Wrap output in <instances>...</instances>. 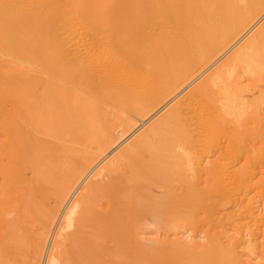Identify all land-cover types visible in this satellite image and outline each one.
<instances>
[{"label": "bare ground", "instance_id": "1", "mask_svg": "<svg viewBox=\"0 0 264 264\" xmlns=\"http://www.w3.org/2000/svg\"><path fill=\"white\" fill-rule=\"evenodd\" d=\"M133 1L0 2L20 37L0 50V264H253L237 250L249 228L241 223L233 222L241 237L226 235L227 245L218 235L180 240L153 248V259L135 246L146 216L166 232L195 227L199 211L231 204L233 192L253 184L264 161L263 145L255 147L264 138L257 128L264 92L251 101L245 94L264 84V22L255 26L264 0ZM130 18L133 31L117 32L116 22ZM241 39L189 94L103 161ZM201 136L210 140L211 147L202 142L206 154L228 143L219 155L226 163L202 166ZM242 159L243 167L229 170ZM151 184L166 188L162 198L150 196ZM61 220L74 231L58 232ZM257 222L244 241L253 253L264 233Z\"/></svg>", "mask_w": 264, "mask_h": 264}, {"label": "rangeland", "instance_id": "2", "mask_svg": "<svg viewBox=\"0 0 264 264\" xmlns=\"http://www.w3.org/2000/svg\"><path fill=\"white\" fill-rule=\"evenodd\" d=\"M8 0H0V2H7ZM126 1H128V3L130 4H134V1L133 0H126ZM13 18H10L9 17V15L8 14H5V13H0V50H3V49H5V48H9V47H11L12 46V44H11V42L12 41H14L15 39H19L20 37L19 36H17L16 35V27H15V20H12ZM261 19V18H260ZM122 23H120V22H116V24H117V26H116V29H117V32H129V30L132 32L133 31V28H134V26H135V24H136V21L133 19V18H130V19H128V20H122L121 21ZM260 22V23H259ZM259 22H257L256 23V27H257V25L258 26H260L261 24H263V22H264V16L262 17V19L261 20H259ZM254 26V27H255ZM252 28V31L256 28ZM258 28V27H257ZM251 31V30H250ZM251 31V32H252ZM251 32H248V35H249V33H251ZM247 35V34H246ZM245 35V36H246ZM248 35H247V37H248ZM245 36H242L241 38L244 40V38H245ZM246 37V38H247ZM102 39L103 40H107V36H104V35H102ZM240 39V38H239ZM237 40L236 41V43L234 42V46L232 45L231 47L232 48H229L228 49V51H227V53L225 54V52L223 53V55L221 54L220 56H218L217 57V59L216 60H214V62H212L210 65H212L211 67H210V65H208V67L206 66L204 69H202L201 70V72L198 74V75H200L196 80H194L191 84L190 83H188V84H186V86H184V90H183V92L177 97V98H175L174 100H172V101H170V100H168V101H166L165 103H163V104H161V106H159L160 108L158 109L157 108V110L155 111V112H152L149 116H148V118H146V120H144V121H139V122H137V126H136V128H134V130L131 132V134H130V136L128 137V138H125V139H123L122 141H120L119 142V144H118V146L109 154V156H107L103 161L105 162V161H107V159H109L110 157H111V155L113 156L115 153H118L119 151H121V149L128 143V142H130L131 140H133L134 139V136L136 137L141 131H143V129L144 128H146L147 126H149V125H151L154 121H156V119L157 118H160L167 110H169V108H171V107H173L175 104H176V102H178V101H180L182 98L181 97H183L184 95L186 96L187 95V93L190 91V90H192L194 87H195V85L197 84V83H199V82H201L202 81V79H204L203 77H205V75L207 76L209 73H211V71L212 70H214L217 66H218V64H220L223 60H225L226 58H227V56H229L231 53H232V51L233 50H235L234 48H237V46L240 44V42H242L243 40ZM238 44V45H237ZM102 45H107V44H102ZM237 45V46H236ZM219 59V60H218ZM208 68V69H207ZM207 71H206V70ZM205 70V71H204ZM205 73H204V72ZM204 73V74H203ZM208 73V74H207ZM244 75H245V73H243ZM201 80V81H200ZM249 81H250V79H247V77L245 76V78L243 79V85H248L249 84ZM258 85L259 86H256V88L255 89H253V86L251 85L250 86V89H253L251 92H248V93H246L245 95L246 96H248L247 98V100L248 101H251L252 99H253V97L255 98L256 96H258L261 92V90H262V92H264V84L263 83H258ZM186 87V88H185ZM191 92V91H190ZM189 92V93H190ZM256 92V93H255ZM188 93V94H189ZM251 93V94H250ZM253 93H255L256 94V96H255V94H253ZM259 93V94H258ZM184 96V97H185ZM259 97V96H258ZM181 98V99H180ZM250 98H252V99H250ZM170 101V102H169ZM264 104V103H263ZM262 104V108H261V112H260V119H262L261 121L263 122H261L260 124H259V122H258V124L257 125H260L259 127H257V128H259L258 130H259V132L264 136V105ZM261 116L263 117V118H261ZM150 118V119H149ZM260 121V120H259ZM195 124H196V122H194ZM194 124V126L193 127H195L196 125ZM262 126V127H261ZM263 129V130H262ZM136 130V131H135ZM39 138L41 139V140H48V141H52V139H48V137L46 136V138H45V136L44 135H39ZM133 138V139H132ZM201 138H204L203 140H205V141H203L202 139H200V142L198 143V147H197V151H198V154H200L199 153V151L202 153V154H200L199 156H200V158H199V160L201 161V163H202V166L204 165L205 167L206 166H208V167H210L211 166V162H213V161H216V160H220L221 159V162L222 161H224L225 163L227 162V160L225 159V157L223 158L222 156L221 157H219V155H220V153L221 152H223L224 150H225V146H227V142H225L224 141V139H223V141H224V143L222 142V144H221V149L218 151H215V152H213V153H210V154H206V151L208 150L207 148H209V147H211V145H210V143L208 142V141H210V140H208V139H205V137H202L201 136ZM131 139V140H130ZM202 140V141H201ZM208 140V141H207ZM53 141H55V142H59V141H57V140H53ZM52 141V142H53ZM207 141V142H206ZM222 141V140H221ZM202 142H206V144L209 146H207L205 143H202ZM260 143L259 144H255V147H256V145H258L257 146V148L258 149H260L261 147H262V145H263V148H262V150H264V138H263V141L261 140V141H259ZM203 145H202V144ZM226 143V144H225ZM258 143V142H257ZM201 144V145H200ZM206 145V146H205ZM260 145H261V147H260ZM201 146V147H200ZM202 146H204L203 148H202ZM254 147V149H252V150H257V148H255ZM200 148V149H199ZM203 149V151L204 150H206L204 153H203V151H202V149ZM202 155H203V157H202ZM202 157V158H201ZM243 161H245L244 159H242L241 161H237L238 162V164H237V162H235V164L234 163H232L231 165H229V167H231L229 170H233V169H236V168H241V166L243 167L244 166V162ZM243 162V163H242ZM233 164L235 165V166H233ZM262 164V165H261ZM210 165V166H209ZM260 166V168L258 167V170H259V172L257 171V173L255 174V178L253 177V180H252V182H253V186L254 187H252V185L250 186V189L248 190V192L246 191H240V192H235V194H234V192H233V194H232V199H233V197H234V199H233V201L231 202V204L230 203H228L229 205H230V207L229 206H226V205H228V204H225V206H223L222 205V207H221V205H220V208H216V211H215V208H213L214 209V211H213V209L209 212V214H205V212H203V211H199V213L197 214V216H196V220L198 221V223H197V226H195V227H186V228H184V229H180V230H170L169 232H166L165 230H163L162 228H159L158 226H156L154 223H153V221L151 220V217H145V221H144V224H142L141 225V227H140V229H139V231H138V241H137V244H136V246H135V248H136V250L138 251V253H140L142 250H143V255H142V258L143 257H145L144 259H148V258H154V256H156L157 255V253H156V255L155 254H153L154 253V251H156L157 252V250H156V248L158 247V246H165V247H168L167 246V244L168 245H170V244H173L174 245V243H176V242H180V240L182 241V240H184V241H188V242H194V241H198V242H200V243H205V242H207L208 240H209V237H211L212 235H218L219 237H220V239H221V241L223 242V244L224 245H227V241L228 240H226L225 238H226V235H228V234H233V235H236V236H238L239 235V232L238 233H236V230H235V228L236 227H234V223L235 224H237V223H239V225H240V223H241V225L242 226H245V225H249V228H251V230L252 229H255L256 228V219H258V224L260 225L259 226V229L261 230V231H264V186L262 185L263 184V180H264V161L263 162H261L260 164H259ZM29 173V174H28ZM28 173H27V175H28V177H30L31 175V172H30V170H28ZM95 173H92V175L90 176V177H88L77 189H76V191L74 192V194H73V199H75L76 197H78L80 194L79 193H81L82 192V190H83V187H84V185L83 184H85L86 185V183H88L89 182V180L93 177V175H94ZM256 175H257V177H256ZM261 178V179H260ZM263 181V182H262ZM203 182V183H202ZM202 182H201V184H200V187L199 188H205V185H206V183H205V181L204 180H202ZM205 183V184H204ZM256 183V184H255ZM261 183V184H260ZM204 184V185H203ZM256 185H258L257 186V188H256ZM175 186H176V184H175ZM178 186L179 185H177V187L175 188V193L177 194V195H179L180 193H182L181 191L183 190V188H178ZM82 187V188H81ZM181 187V186H180ZM79 188H80V190H79ZM150 188V196L154 199V198H158V199H160V198H162V196H163V194H165V192H166V188L164 187V186H161V185H158V184H151V186L149 187ZM256 188V189H255ZM82 189V190H81ZM180 192V193H179ZM184 192V191H183ZM258 192H259V194H258ZM261 192H263V193H261ZM239 193H241V194H239ZM244 193H245V195H246V193H247V195L245 196L244 195ZM260 193H261V195H260ZM183 194V193H182ZM236 197H235V196ZM238 195V196H237ZM240 195H244L243 197L242 196H240ZM237 199V200H236ZM241 199V200H240ZM248 200H250L249 201V203H251V205L253 204V205H255V206H253L252 205V207H253V210L255 211L254 212V215L253 216H249L248 215V213H246V210H245V207L247 206V205H245V204H247L248 203ZM252 200H253V202H252ZM130 203H131V208H130V210H134L135 209V206H134V203H133V201L132 200H128ZM241 202V203H240ZM50 203L52 204L53 202H51L50 201ZM233 203V204H232ZM236 203V204H235ZM241 204V206H239V204ZM235 204V205H234ZM236 205H237V207H236ZM249 205V204H248ZM258 205V206H257ZM232 206V207H231ZM234 206V207H233ZM99 208H101L100 210H105V208L103 207H99ZM183 208V207H182ZM185 210H186V208H184ZM238 209V210H237ZM242 209V211L244 212H240L241 213V216H240V214H239V212L238 211H240V210ZM235 210H236V212H235ZM212 213V214H211ZM234 213V214H233ZM230 214V215H229ZM257 214H259V215H257ZM228 215V216H227ZM242 215H243V217H242ZM247 215H248V218H247ZM260 215H263V221H261V220H259V218H260ZM206 216V218H204ZM246 216V217H245ZM224 217L226 218V221H225V219H224ZM237 217V218H236ZM221 218V219H220ZM232 220H231V219ZM240 218V219H239ZM241 218L242 219H244L246 222H244V220H241ZM247 220H246V219ZM251 218V219H250ZM216 219H217V221H216ZM228 219V220H227ZM235 221H234V220ZM212 220V221H211ZM220 220V221H219ZM237 220H241V221H237ZM251 220V221H250ZM202 221V222H201ZM218 221H219V223H218ZM224 221V223H222ZM237 221V222H236ZM261 221V222H260ZM63 221L61 220V222H60V224H59V227L58 228H60V229H58V232L60 231V233L61 234H67V233H71V232H73L74 231V229H73V227L72 228H69V229H65V230H63L62 228H63V225L65 224V223H62ZM215 222H217V223H215ZM229 222V225L227 226V225H225V224H227ZM234 222V223H233ZM255 222V223H254ZM263 222V223H262ZM62 223V224H61ZM214 223V224H213ZM224 224V225H223ZM232 224V225H231ZM213 225V226H212ZM220 225H222V226H220ZM225 226V227H224ZM223 227V228H222ZM234 227V228H233ZM249 228H248V226L246 227V229H242V232H241V235L243 236V238L241 237V235H239L240 237H241V240H240V238H239V240L241 241V245L239 246V249H237L239 252V256H241V260L242 261H247V262H252L253 264H260L261 263V260H262V263H264V256H262L263 254H264V233H261L260 235L261 236H259L258 237V239L256 240V242H258V244H261V245H259V250L257 251V250H255V252L253 253V252H251L250 250H249V247H248V245L247 244H245L247 241H249L250 242V240L252 241V237H250V231L251 230H249ZM224 229H225V231H224ZM222 230H223V232H222ZM57 231H56V233H53V235H52V238H51V240H56V236H58V233ZM224 233H226V234H224ZM57 234V235H56ZM222 234V235H221ZM228 236H231V235H228ZM56 237V238H55ZM53 238H55V239H53ZM242 239H243V241H242ZM244 241H245V243H244ZM163 242V243H162ZM238 242V241H237ZM159 243V244H158ZM228 243H229V241H228ZM234 243V242H233ZM239 244H240V242H238ZM53 244V243H52ZM166 244V245H165ZM245 244V245H244ZM248 248H247V247ZM170 247H172V245H170L169 246V248ZM261 247V248H260ZM153 248L155 249L154 251H153ZM150 250V251H149ZM151 250H152V252H151ZM247 250H249V251H247ZM257 251V252H256ZM263 251V252H262ZM150 253H152V254H150ZM148 256V257H147ZM150 256V257H149ZM262 259H261V258ZM152 258V259H153ZM261 259V260H260ZM249 260V261H248Z\"/></svg>", "mask_w": 264, "mask_h": 264}]
</instances>
